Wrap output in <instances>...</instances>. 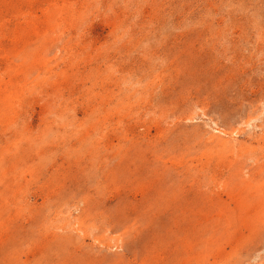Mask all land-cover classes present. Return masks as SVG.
Returning a JSON list of instances; mask_svg holds the SVG:
<instances>
[{
	"label": "rangeland",
	"instance_id": "1",
	"mask_svg": "<svg viewBox=\"0 0 264 264\" xmlns=\"http://www.w3.org/2000/svg\"><path fill=\"white\" fill-rule=\"evenodd\" d=\"M263 189L264 0H0V264H264Z\"/></svg>",
	"mask_w": 264,
	"mask_h": 264
},
{
	"label": "bare ground",
	"instance_id": "2",
	"mask_svg": "<svg viewBox=\"0 0 264 264\" xmlns=\"http://www.w3.org/2000/svg\"><path fill=\"white\" fill-rule=\"evenodd\" d=\"M199 111H200V110H199ZM261 115H262V114H261ZM258 117H259V116H258ZM194 118H195V117H194ZM241 124H242V123H241ZM213 125H214V123H213ZM247 125H249V127H250L251 124L248 123ZM215 126L218 128V129H217V128L215 127V128H216L215 131H217L218 134H220V133L225 134V132L223 133L222 131L219 130V127L217 126V124H215ZM253 129H254V128H253ZM232 134H236V133L234 132V133H232ZM226 136H227V135H226ZM231 136H232V135H231ZM224 140H225V139H224ZM210 143H211V142H210ZM249 146H250V145H249ZM153 152H154V151H153ZM240 158H241V157H240ZM261 158H262V157H261ZM128 161H129V160H128ZM170 163H171V162H170ZM192 173H193V172H192ZM208 173H209V172H208ZM198 174H199V173H198ZM185 175H186V174H185ZM205 175H206V174H205ZM214 176H215V175H214ZM261 177H263V176H261ZM190 178H191V177H190ZM258 178H259V177H258ZM195 179H196V178H195ZM205 180H206V179H205ZM229 180H230V179H229ZM252 180H253V181H252ZM212 181H213V180H212ZM250 181H252L253 183H254V182L256 183L257 180H256V178H255V179L252 178ZM229 183H231V182H229ZM229 183H228V184H229ZM206 185H207V184H206ZM215 185H216V184H215ZM240 185H241V184H240ZM251 185H252V184H251ZM188 186H189V185H188ZM218 186H219V185H218ZM235 186H236V185H235ZM200 187H201V186H200ZM220 187H221V186H220ZM218 188H219V187H218ZM222 188H223V187H222ZM229 189H230V188H229ZM244 189H245V187H244ZM261 189H262V188H261ZM261 189H260V190H261ZM219 190H220V189H219ZM242 190H243V189H242ZM254 190H255V189H254ZM257 190H259V189H257ZM263 190H264V189H263ZM224 192H225V191H224ZM228 192H229V191H228ZM256 192H257V191H256ZM256 192H255V194H256ZM263 192H264V191H263ZM231 193H232V192H231ZM240 193H241V192H240ZM175 195H176V194H175ZM179 197H180V196H179ZM209 197H210V196H209ZM256 197H257V196H256ZM246 198H247V197H246ZM204 203H205V202H204ZM192 204H193V203H192ZM212 205H213V204H212ZM183 208H185V207H183ZM197 208H198V207H197ZM239 210H240V209H239ZM196 211H197V210H196ZM263 211H264V210H263ZM263 211H262V213H263ZM192 212H193V211H192ZM233 214H234V213H233ZM196 215H197V214H196ZM238 215H239V214H238ZM235 216H236V214H235ZM239 217H240V216H238V218H239ZM194 218H195V217H194ZM236 220H237V219H236ZM175 222H176V221H175ZM175 224H176V223H175ZM177 224H178V223H177ZM187 224H188V223H187ZM211 224H212V223H211ZM241 224H242V223H241ZM168 225H169V224H168ZM241 226H242V225H241ZM246 226H247V225H246ZM237 227H238V226H237ZM194 228H195V227H194ZM201 228H202V227H201ZM209 228H210V227H209ZM233 228H234V227H233ZM213 229H214V228H213ZM249 229H250V228H249ZM203 230H204V229H203ZM189 231H190V230H189ZM181 232H182V231H181ZM187 233H188V232H187ZM233 233H234V232H233ZM178 234H179V233H178ZM184 235H185V234H184ZM190 235H191V234H190ZM188 236H189V235H188ZM251 236H252V235H251ZM180 237H181V236H180ZM177 238H178V237H177ZM236 238H237V237H236ZM178 239H179V238H178ZM185 239H187V238H185ZM241 239H242V238H241ZM156 240H157V239H156ZM183 240H184V239H183ZM208 240H209V239H208ZM235 240H236V239H235ZM172 241H173V240H172ZM219 241H220V240H219ZM174 242H175V241H174ZM174 242H173V243H174ZM179 242H180V241H179ZM209 242H210V241H209ZM245 242H246V241H245ZM158 243H159V242H158ZM175 243H176V242H175ZM181 243H182V242H181ZM220 243H221V242H220ZM220 243H219V244H220ZM206 245H207V243H206ZM182 246H184V245H182ZM193 246H194V245H193ZM160 248H161V247H160ZM174 248H175V247H174ZM215 248H216V247H215ZM187 249H188V248H187ZM204 249H205V248H204ZM207 249H208V248H207ZM220 249H221V248H220ZM226 249H227V248H226ZM234 249H235V248H234ZM218 250H219V249H218ZM178 251H179V250H178ZM180 251H181V250H180ZM188 251H189V250H188ZM188 251H187V252H188ZM212 251H213V249H212ZM234 251H235V250H234ZM205 252H206V251H205ZM217 252H218V251H217ZM221 252H222V251H221ZM239 252H240V251H239ZM165 253H166V252H165ZM218 253H219V252H218ZM218 253H217V254L215 253L216 256L218 255ZM185 254H188V253L185 252ZM185 254H183V255H185ZM191 254H193V252H192ZM196 254H197V253H196ZM207 254H208V253H207ZM234 254H236V253H234ZM194 255H195V254H194ZM201 255H202V254H201ZM219 255H220V253H219ZM198 256H200V255H198ZM211 256H212V255H211ZM171 257H172V256H171ZM186 257H188V256H186ZM196 257H197V256H196ZM229 257H230V256H229ZM194 258H195V257H194ZM203 258H204V257H203ZM208 258H209V257H208ZM226 258H227V257H226ZM188 259H189V258H188ZM221 259H222V258H221ZM199 260H201V259H199ZM202 260H203V259H202ZM213 260H214V259H213ZM219 260H220V259H219ZM161 261H162V260H161ZM181 261H182V260H181ZM186 261H187V260H186ZM193 261H195V260H193ZM195 262H196V261H195ZM204 262H205V261H204ZM222 262H223V261H222ZM206 263H207V262H206ZM208 263H209V262H208ZM215 263H216V262H215ZM224 263H225V262H224ZM176 264H177V263H176ZM188 264H190V263H188Z\"/></svg>",
	"mask_w": 264,
	"mask_h": 264
}]
</instances>
